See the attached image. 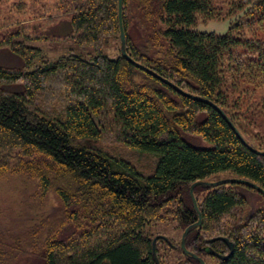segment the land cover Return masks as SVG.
<instances>
[{
    "label": "trees",
    "instance_id": "16d2710c",
    "mask_svg": "<svg viewBox=\"0 0 264 264\" xmlns=\"http://www.w3.org/2000/svg\"><path fill=\"white\" fill-rule=\"evenodd\" d=\"M239 9L241 19L257 13L264 19V0H249ZM213 12L212 0H123L127 52L183 92L221 108L255 151L215 107L182 94L122 55L119 0H86L66 31L81 33L82 41L97 47L117 42V58L70 55L25 73L0 67V151L20 149L34 157L24 171L38 179L43 195L59 198L67 218L46 239L44 264H157L153 242L166 235L151 236L149 230L170 218L184 231L198 221L192 184L221 175L264 190V155L256 152L264 148L250 142L223 89L227 64L250 68L257 59L264 68V42L239 37V24L225 35L199 31V16L213 18ZM59 74L66 76L63 100L47 113L38 97L51 93L48 83L54 88ZM13 86L23 87L22 92ZM107 140L154 157V171L145 173L128 153L104 150L99 143ZM202 190L195 189L196 199ZM208 191L202 202L197 200L202 225L189 234L187 249L199 255L210 245L223 254L227 239L234 250L228 260L216 259L220 264H264V216L252 215L230 229L218 226L248 203L250 191L264 194L245 184ZM64 225L76 231L67 241L58 237ZM162 248L199 264L183 253L181 242L159 238L160 264H166Z\"/></svg>",
    "mask_w": 264,
    "mask_h": 264
},
{
    "label": "rangeland",
    "instance_id": "374dc122",
    "mask_svg": "<svg viewBox=\"0 0 264 264\" xmlns=\"http://www.w3.org/2000/svg\"><path fill=\"white\" fill-rule=\"evenodd\" d=\"M85 1L0 0V67L14 68L25 73L51 66L62 57L70 55L92 60L104 53L117 58L118 45L115 41L104 42L97 47L82 41L81 33L66 34L70 20L80 13ZM248 2L249 0H212L213 18L199 16L197 29L225 35L229 29H235L239 24L241 29L239 33H235L239 37L254 44L264 42V19L260 18L261 14L257 13L253 18H240L243 11H239V6L241 4L246 8ZM243 51L244 48H238L239 54ZM256 60H253L256 67L250 68L227 64L223 89L231 98L230 103L235 104L231 114L242 120L250 142L264 148V68ZM54 81L57 82L54 88L48 83L51 93L38 97L41 108L47 113L63 100L66 76L59 74ZM11 88L15 91L23 90L19 86ZM192 141L205 145L199 139ZM99 145L107 151L130 154V158L145 173H151L155 169L156 159L152 156L132 153L124 145L114 144L109 140L100 142ZM6 151L12 152L10 157L4 155ZM34 159L23 156L20 149L0 151V264H44L42 255L46 239L54 234L55 228H59L58 224L67 219L59 198L54 194L43 195L38 179L24 171L25 166ZM219 179L221 175L210 177L206 181L214 182ZM210 193L208 190L198 191L197 200L202 202ZM247 200L245 206L236 208L234 214L224 217L218 226L230 229L235 223L252 215L261 214L263 217L264 197L250 191ZM172 208L175 209L176 205ZM216 225H212L213 228ZM149 232L151 236L165 234L174 243L180 244L184 230L170 218L168 222H158ZM58 234L59 239L67 241L76 231L72 225H64ZM161 255L166 264H177L180 261L190 264L178 251L169 248H162ZM205 260L207 264H220L218 260L208 256Z\"/></svg>",
    "mask_w": 264,
    "mask_h": 264
},
{
    "label": "water",
    "instance_id": "95a60500",
    "mask_svg": "<svg viewBox=\"0 0 264 264\" xmlns=\"http://www.w3.org/2000/svg\"><path fill=\"white\" fill-rule=\"evenodd\" d=\"M119 22H120V39H121V53L122 55L128 59L133 65H135L136 67L146 71L147 73L153 75L154 77L164 81L165 83L173 86L174 88L178 89L177 86H175L174 84H172L171 82L167 81L166 79H163L161 76H159L158 74H156L154 71L150 70L149 68L137 63L135 60H133L128 52H127V46H126V34H125V30H124V26H123V0H119ZM180 90V89H178ZM182 94L190 97V98H193L195 100H199V101H203V102H206V103H209L210 105H212L213 107H215L219 113L225 118V120L227 121V123L232 127V129L234 130V132L237 134V136L240 138V140L245 144L247 145L250 149H252L248 143L244 140V138L242 137L241 133L238 131V129L234 126V124L231 122V120L229 119V117L223 112V110H221V108H219L217 105H215L214 103H212L211 101H208V100H205L203 98H200V97H196V96H193V95H190L186 92H183L182 90H180ZM253 151H255L254 149H252ZM257 153L261 154V155H264V153L262 152H258L256 151ZM228 184H245L247 186H250L251 188H254L256 189L259 193H262L264 194V190L258 186L257 184L253 183V182H250V181H247V180H244V179H238V178H226V179H220L218 181H214V182H209V181H206V180H199L197 182H195L194 184H192V186L190 187V194H191V197H192V200H193V203H194V206H195V210H196V213L198 215V221L192 225H190L189 227H187L185 229V231L183 232V235H182V239H181V249L183 251V253L187 256V257H191L192 259L196 260L197 262H199L200 264H206V262L204 261V259L200 256H198L197 254L189 251L186 247V241H187V238L189 236V234L191 232H193L195 229H198L201 227L202 225V220H203V216H202V213L199 209V206H198V202H197V199L195 197V189L197 187H201L203 188L204 190H210V189H215L217 187H220V186H223V185H228ZM159 238H163L164 240H169L168 237L166 236H158L154 239V242H153V245H154V256L157 260V264H160L159 263V260H158V257H157V252H156V243L158 241ZM222 240H225L222 238ZM225 241L228 242V240L226 239ZM231 245V248L233 246L232 243H230ZM210 255H215L217 256L218 258H220L221 260H227L229 258V256L232 255L233 253V249L231 250V253L228 255V256H222V255H219L217 253H215L213 250H210L208 252Z\"/></svg>",
    "mask_w": 264,
    "mask_h": 264
},
{
    "label": "flooded vegetation",
    "instance_id": "af4514ba",
    "mask_svg": "<svg viewBox=\"0 0 264 264\" xmlns=\"http://www.w3.org/2000/svg\"><path fill=\"white\" fill-rule=\"evenodd\" d=\"M230 243H232V242H230V241H226V248H225V252L226 253H223V254H220V253H217L216 251H214L213 249H210L211 247H210V245H207L206 247H203L202 248V254H199L198 256H200V257H202L203 259H204V261L206 262V260H205V257L206 256H208V257H213V258H215V259H219L220 261H226V260H221L220 258H218L217 256H215V255H210L208 252L210 251V250H213L215 253H217V254H219V255H222V256H228L230 253H231V250L233 249L234 250V245L232 246V248H231V245H230ZM233 244V243H232ZM230 257V256H229ZM229 259V258H228ZM227 259V260H228ZM200 264V263H199ZM206 264H207V262H206Z\"/></svg>",
    "mask_w": 264,
    "mask_h": 264
}]
</instances>
